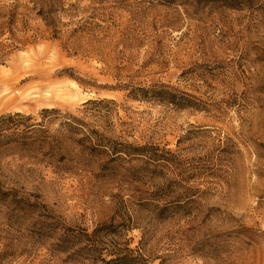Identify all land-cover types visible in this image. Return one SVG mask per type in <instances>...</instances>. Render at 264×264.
<instances>
[{"label": "rangeland", "instance_id": "1", "mask_svg": "<svg viewBox=\"0 0 264 264\" xmlns=\"http://www.w3.org/2000/svg\"><path fill=\"white\" fill-rule=\"evenodd\" d=\"M161 83L189 102L127 95ZM42 107L84 161L16 146ZM124 252L264 264V0H0V264Z\"/></svg>", "mask_w": 264, "mask_h": 264}, {"label": "trees", "instance_id": "2", "mask_svg": "<svg viewBox=\"0 0 264 264\" xmlns=\"http://www.w3.org/2000/svg\"><path fill=\"white\" fill-rule=\"evenodd\" d=\"M130 97L156 96L179 105L189 102L185 97L174 92V88L161 83L157 87L137 86L127 93ZM187 100V101H186ZM8 117L18 116L19 120L12 121L8 128L12 129L11 134H16L14 143L28 154L34 156L40 154L43 160L54 164L64 171L67 163H80L84 161L85 154H88L87 147L81 146L78 151L75 147L68 145L66 140H85L91 132L86 127V121L82 116L57 107H42L36 114L16 111L13 114H6ZM80 135L79 137H76ZM84 152H86L84 154ZM117 157H121L118 155ZM145 259L127 252L119 253L107 259L108 264H148Z\"/></svg>", "mask_w": 264, "mask_h": 264}]
</instances>
